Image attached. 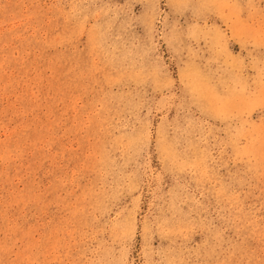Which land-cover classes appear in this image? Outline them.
<instances>
[{
    "label": "rangeland",
    "instance_id": "obj_1",
    "mask_svg": "<svg viewBox=\"0 0 264 264\" xmlns=\"http://www.w3.org/2000/svg\"><path fill=\"white\" fill-rule=\"evenodd\" d=\"M0 264H264V0H0Z\"/></svg>",
    "mask_w": 264,
    "mask_h": 264
}]
</instances>
